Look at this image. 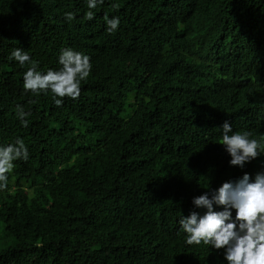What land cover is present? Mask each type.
<instances>
[{
  "label": "trees",
  "instance_id": "obj_1",
  "mask_svg": "<svg viewBox=\"0 0 264 264\" xmlns=\"http://www.w3.org/2000/svg\"><path fill=\"white\" fill-rule=\"evenodd\" d=\"M16 48L42 73L88 55L79 98L25 92ZM225 121L264 145V0H0V146L29 153L0 189V264H226L179 224L205 211L193 197L264 172V151L229 165Z\"/></svg>",
  "mask_w": 264,
  "mask_h": 264
},
{
  "label": "clouds",
  "instance_id": "obj_2",
  "mask_svg": "<svg viewBox=\"0 0 264 264\" xmlns=\"http://www.w3.org/2000/svg\"><path fill=\"white\" fill-rule=\"evenodd\" d=\"M103 0H87V7L94 9ZM66 19H74L73 13L65 14ZM87 20L94 18V13L85 14ZM107 31L118 29V17L109 19L104 16ZM10 60L31 66L23 73V89L34 95L48 93L57 107L62 106L65 97L79 98L81 82L86 80L92 69L90 57L72 48H64L59 55V70H37L38 62L22 48L14 49ZM17 117L24 127L30 113L17 105ZM231 159L229 165L243 169L247 163L257 159L264 151L261 141L252 138L249 131H233L232 125L225 121L222 125L221 142ZM29 158L28 148L22 138L15 143L0 146V189L7 186L8 175L15 168V161ZM196 208L205 209L203 214L191 211L188 216L179 219L182 231L186 234L187 245H210L216 250H223L226 264H264V172L257 173L252 179L249 173L234 181H225L218 188L205 191L193 197ZM215 206V207H214ZM222 210H216V208ZM235 210V217H233Z\"/></svg>",
  "mask_w": 264,
  "mask_h": 264
}]
</instances>
